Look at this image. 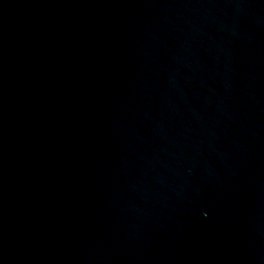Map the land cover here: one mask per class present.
Returning a JSON list of instances; mask_svg holds the SVG:
<instances>
[{"label":"water","instance_id":"obj_1","mask_svg":"<svg viewBox=\"0 0 264 264\" xmlns=\"http://www.w3.org/2000/svg\"><path fill=\"white\" fill-rule=\"evenodd\" d=\"M0 264H264V0H0Z\"/></svg>","mask_w":264,"mask_h":264}]
</instances>
